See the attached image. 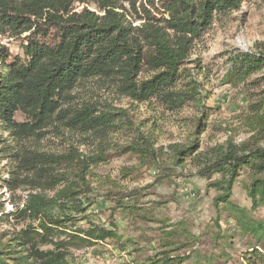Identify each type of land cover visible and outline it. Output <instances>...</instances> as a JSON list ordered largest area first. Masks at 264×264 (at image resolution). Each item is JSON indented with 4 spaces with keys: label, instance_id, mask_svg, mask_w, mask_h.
I'll return each mask as SVG.
<instances>
[{
    "label": "trees",
    "instance_id": "16d2710c",
    "mask_svg": "<svg viewBox=\"0 0 264 264\" xmlns=\"http://www.w3.org/2000/svg\"><path fill=\"white\" fill-rule=\"evenodd\" d=\"M247 1L253 0H0V35L21 41L17 54L0 44V125L20 147L0 140L3 157L12 161L9 178L0 175V188L4 183L9 190L28 192L22 206L8 214L28 223L0 234V264H70L73 250L111 241L126 251L134 243L119 234L115 222L105 226L92 220L90 210L98 199L91 170L128 153L158 165L156 135L136 125L127 109L78 96L77 86L91 81L140 104L155 102L163 111L196 108L194 137L170 144L167 153L175 168L190 160L207 188L216 191L214 205L254 239L246 263L264 264V220L251 213L264 207V41L230 53L222 77V84L255 91L249 107L259 113L257 121L240 142L229 138L198 152L197 137L211 115L205 104L209 78L197 60L194 67L186 66L215 20ZM50 131L62 138L84 135L96 149L86 154L68 141L65 152L28 146L27 141ZM119 132L127 141L111 139ZM244 170L251 210L232 200ZM141 191L113 190L105 199L114 201V212L133 213L126 199ZM174 249L140 264H182L185 258L172 256Z\"/></svg>",
    "mask_w": 264,
    "mask_h": 264
},
{
    "label": "rangeland",
    "instance_id": "374dc122",
    "mask_svg": "<svg viewBox=\"0 0 264 264\" xmlns=\"http://www.w3.org/2000/svg\"><path fill=\"white\" fill-rule=\"evenodd\" d=\"M263 41L264 0L247 1L239 10L218 17L203 42L198 43L190 55L186 66L194 67L193 61L197 60L209 78L205 104L210 108L211 115L205 131L197 137L199 153L207 152L229 138L240 142L251 135L259 114L252 113L249 107L255 91L243 84L236 87L222 84V77L229 67L227 58L230 53L236 49H252ZM20 43L17 38L0 35V44L8 47L13 54L21 52ZM76 93L85 99L107 100L125 108L136 125L141 124L145 131L154 129L155 147L160 159L158 165L145 164L136 155L128 153L92 167L90 181L95 190L93 194L98 199L90 210L92 220L105 226L115 222L119 234L124 239H133L134 243L126 251H119L111 241L73 250L70 264L147 263L150 258L156 260L162 252L171 248H177L171 252L172 256L185 258L182 264H247L244 255L255 243L254 239L241 232L226 210L214 205L216 191L207 188V181L196 174L197 169L190 160L175 168L167 153L170 144L187 143L194 137L193 118L200 114L196 108L163 111L155 102L137 103L120 95L114 88L100 87L93 81L78 85ZM21 118L18 116L17 120ZM111 139L121 143L128 138L126 133L119 132L111 135ZM0 140L20 149L1 125ZM67 141L86 154L96 149L95 144L77 133H68L62 138L50 131L27 142L28 146L40 151L57 153L68 149ZM114 152L112 149L110 154ZM3 154L0 151V175L8 179L12 161ZM248 182V173L244 170L234 186L232 200L251 210V200L245 190ZM1 184L0 234H3L20 230L28 223L8 216L22 206L28 192L23 188L12 191L4 183ZM133 189H142L137 196L126 199L128 204L134 205L135 211L114 212V201L105 199V195L113 190L128 192ZM251 213L255 218L264 220V207ZM170 230H173L172 236H166L165 233ZM165 241L174 245L164 247Z\"/></svg>",
    "mask_w": 264,
    "mask_h": 264
}]
</instances>
